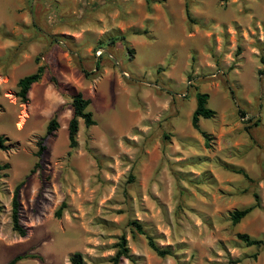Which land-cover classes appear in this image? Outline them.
<instances>
[{
	"label": "rangeland",
	"instance_id": "obj_1",
	"mask_svg": "<svg viewBox=\"0 0 264 264\" xmlns=\"http://www.w3.org/2000/svg\"><path fill=\"white\" fill-rule=\"evenodd\" d=\"M39 66L23 103L17 82ZM78 92L95 124L80 119L70 148ZM197 92L216 112L207 139ZM0 136V264H112L121 238L119 264H264V244L237 238L264 240V0H0Z\"/></svg>",
	"mask_w": 264,
	"mask_h": 264
},
{
	"label": "trees",
	"instance_id": "obj_2",
	"mask_svg": "<svg viewBox=\"0 0 264 264\" xmlns=\"http://www.w3.org/2000/svg\"><path fill=\"white\" fill-rule=\"evenodd\" d=\"M185 15L187 17V20L189 22H192L189 4H185ZM44 74V67L39 66L36 71L32 74L26 75L22 78H20L17 82L18 92L17 97L21 100V102L25 103L28 100V93L32 87V85L38 83L40 79L42 78ZM208 100L209 95L207 93H201L197 92L195 94V102L196 106L195 109L191 115V126L201 134L205 139H207L208 134L204 131H202L199 127V121L201 119H211L214 118L216 115V112L208 107ZM90 104L89 99H85L83 95L78 92L72 95L71 97V108H72V115L68 122L67 126V136H68V142L69 147L74 148L77 145L76 141V135L78 132V126H79V120L81 119L86 127H90L95 124V121L93 119L92 113L88 110ZM59 127L58 122L56 121V118L53 117L46 126V136L51 135L54 131H56ZM7 139L0 136V150L6 149V143ZM43 138L40 140L39 145L42 144ZM43 147L40 146L39 150L37 152V156L39 157L43 151ZM9 165L2 164L0 162V178H1V172L8 169ZM237 173L243 175L244 177H247L246 173L243 170H237ZM23 183H19L15 186L12 198H11V227L12 230L20 237L26 236V229L20 224V209H21V203H20V194L19 191L22 187ZM257 198V196H255ZM64 203L61 204V206L58 208V210L55 212L54 216L58 217L64 208ZM258 202L256 201V204L251 205L247 208L241 209V210H234L230 214V219L232 224H237L242 220L244 217H246L255 207H258ZM1 210V207H0ZM130 225L133 227V229L141 235H144L148 246L151 250H153L158 256L165 257L168 255H171V251L168 249H162L159 248L156 243L153 241L152 237L143 229V226L141 223L137 220H134L130 222ZM237 238L245 243L247 246H261L264 244V240H258L253 239L247 234H237ZM118 250L115 255V257L112 260V264H119V260L121 257L128 258V248L126 246V240L125 238H121L120 243L118 244ZM24 259H37L41 260L40 257L33 255V254H24V255H16L13 257L10 261H8L6 264H17L21 260ZM71 264H85L82 260V256L80 253H74L70 259Z\"/></svg>",
	"mask_w": 264,
	"mask_h": 264
},
{
	"label": "built area",
	"instance_id": "obj_3",
	"mask_svg": "<svg viewBox=\"0 0 264 264\" xmlns=\"http://www.w3.org/2000/svg\"><path fill=\"white\" fill-rule=\"evenodd\" d=\"M101 52H98L97 54L100 55Z\"/></svg>",
	"mask_w": 264,
	"mask_h": 264
},
{
	"label": "crops",
	"instance_id": "obj_4",
	"mask_svg": "<svg viewBox=\"0 0 264 264\" xmlns=\"http://www.w3.org/2000/svg\"><path fill=\"white\" fill-rule=\"evenodd\" d=\"M6 263H7V262H6ZM6 263H5V264H6Z\"/></svg>",
	"mask_w": 264,
	"mask_h": 264
}]
</instances>
